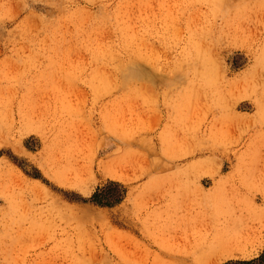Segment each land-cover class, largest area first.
I'll return each mask as SVG.
<instances>
[{"label":"rangeland","instance_id":"374dc122","mask_svg":"<svg viewBox=\"0 0 264 264\" xmlns=\"http://www.w3.org/2000/svg\"><path fill=\"white\" fill-rule=\"evenodd\" d=\"M0 264H264V0H0Z\"/></svg>","mask_w":264,"mask_h":264},{"label":"bare ground","instance_id":"6f19581e","mask_svg":"<svg viewBox=\"0 0 264 264\" xmlns=\"http://www.w3.org/2000/svg\"><path fill=\"white\" fill-rule=\"evenodd\" d=\"M78 214V213H77ZM247 237V236H246ZM226 244H224L225 245V247L228 249V250H231V249H233V247H236L237 248V244L236 243H239L238 242V240H233V241H231V239H228V240H226ZM240 246H242V245H240ZM241 248V247H240ZM238 249H239V246H238ZM237 250V249H236ZM230 253V252H229ZM230 256V255H229Z\"/></svg>","mask_w":264,"mask_h":264}]
</instances>
